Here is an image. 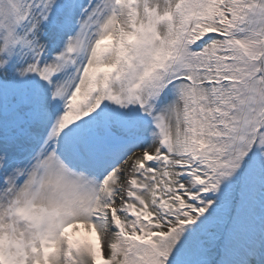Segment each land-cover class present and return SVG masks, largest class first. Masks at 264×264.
<instances>
[{
  "label": "snow or ice",
  "instance_id": "obj_1",
  "mask_svg": "<svg viewBox=\"0 0 264 264\" xmlns=\"http://www.w3.org/2000/svg\"><path fill=\"white\" fill-rule=\"evenodd\" d=\"M0 264H264V0H0Z\"/></svg>",
  "mask_w": 264,
  "mask_h": 264
}]
</instances>
